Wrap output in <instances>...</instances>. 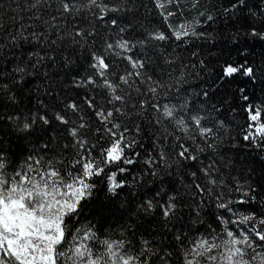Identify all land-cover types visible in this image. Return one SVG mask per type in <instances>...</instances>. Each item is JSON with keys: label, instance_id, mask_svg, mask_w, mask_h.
<instances>
[{"label": "trees", "instance_id": "16d2710c", "mask_svg": "<svg viewBox=\"0 0 264 264\" xmlns=\"http://www.w3.org/2000/svg\"><path fill=\"white\" fill-rule=\"evenodd\" d=\"M33 2L0 0V24L3 25L0 27V45L3 46L0 48V152L7 162L5 171L8 175L20 170L30 155L42 157L44 161L63 160L67 164L76 151L69 129L80 123L87 125L80 129V135L90 143H97L94 154H98L99 147H106V138L100 139L104 135V125L97 119L95 109L85 102L90 98L97 109L121 108L123 114L114 113L113 119L121 123L122 128L127 126L130 136L136 135V126L140 128L136 138L141 140L143 148L138 149L141 152L138 165L127 175L131 182L133 175H140L145 170L143 159L147 154L156 155L154 141L164 130L163 125L155 124L158 113L151 105L167 103L171 106L188 101L194 111L198 110L206 117L204 126L219 128L221 139L216 153L206 150L199 154L200 160L207 165L214 158L220 175L228 183L239 180L255 186L258 202L249 210L264 215V207L260 204L264 199V150L243 139L251 123L245 109L249 104L264 108V40L249 34L250 28L245 26L243 18L248 16L249 23L258 31H264L261 28L264 15H260L264 0H247L248 8L239 10L233 8L237 0H177L167 4L164 10L158 9L154 0H102L110 6L125 9L109 13L103 21L92 14L98 9H92V13L86 9L79 14H69L62 12L61 0H41L35 8L31 7ZM248 9L256 15L252 16ZM162 11L174 15L165 21ZM209 16L213 19L208 20ZM113 18L117 19V26L110 24ZM169 25L172 29L186 25L203 35L185 38L186 43L176 41ZM120 27L125 31L120 32ZM80 29L92 31L93 35L85 42L75 36ZM157 30L169 39L149 41L143 46L137 43ZM121 38L136 45L126 55L146 61L145 75L152 76L160 87L156 94L148 93V85L132 77L136 83L129 88L119 80L120 76L133 71L128 61L107 54L106 60L111 65L108 78L117 86L115 94L125 98L123 102L113 100L109 103L112 93L99 86L102 80L94 76L92 53L105 54V42L115 43ZM244 60L256 69L254 79L241 74L231 80H220L221 65L225 62L239 64ZM17 67H23L25 72H15ZM89 76L96 80V85L76 86ZM136 87L139 92L135 91ZM241 88L243 95L249 97L248 101L241 99ZM204 92L208 93L207 97ZM142 101L147 102L144 107H141ZM70 103H76L79 110L68 109L66 106ZM58 112L70 123L65 125L57 121L55 115ZM33 116L37 122L32 128L20 131L25 120L30 122ZM40 116H46L49 123L43 124ZM261 119L264 121V114ZM219 122H223V127ZM164 125H168L169 132H175L168 121H164ZM175 135L183 134L175 132ZM184 142L191 144V141ZM198 143L203 144V141L198 139ZM164 150L170 156L174 154L172 137L164 143ZM57 166L63 170L64 165ZM172 171V177L164 176L163 184L158 177L144 175L143 181L118 190L116 195L109 193L106 182L98 179L93 196L85 202L74 224L94 225L100 238L131 241L133 252L140 248L141 238L148 239L159 253L151 257V264H182V249L177 246L175 236L188 233L194 237L204 233L211 218L205 217L204 225L193 224L189 218L190 203L180 184L181 176L185 183H190V177L184 169ZM161 186L165 191L158 198L160 202L167 194L175 193L181 205L178 218L170 223L163 220L158 207L149 213L140 207L146 199L153 198ZM94 247L102 250L98 243ZM165 252H170L171 256L161 260L159 257Z\"/></svg>", "mask_w": 264, "mask_h": 264}, {"label": "snow or ice", "instance_id": "6c2138e0", "mask_svg": "<svg viewBox=\"0 0 264 264\" xmlns=\"http://www.w3.org/2000/svg\"><path fill=\"white\" fill-rule=\"evenodd\" d=\"M174 2L177 0H154L156 7L161 10ZM40 3L41 0H34L31 7L35 8ZM61 8L63 13L69 14H79L86 9L92 13V9H98V12L92 14L101 21L109 13L125 10L103 3L102 0H84L83 3L78 0H61ZM233 8H248L247 0H237ZM248 11L252 16L256 15L252 9ZM161 15L167 21L174 13L162 11ZM260 15H264V9L260 10ZM212 19L211 16L208 17V20ZM243 19L245 26L250 28L249 34L264 40V31H258L249 23L248 16ZM110 24L117 26V19L113 18ZM0 27L3 25L0 24ZM169 28L176 41L185 43V38L203 35L186 25H181L179 29H172L169 25ZM261 28H264V22L261 23ZM119 31L124 32L125 28L120 27ZM92 35V31L85 32L83 29L75 32V36L81 37L85 42ZM168 39L164 32L157 30L148 33L144 40L137 43L143 46L149 41L163 42ZM15 40L16 37L13 36L12 41ZM135 46L121 38L115 43L106 41L105 54L92 53L91 67L95 70L94 76L102 80L100 87L112 93L109 103L113 100L123 102L125 98L115 94L117 86L108 78L111 65L106 60L107 54L128 61L133 71L120 76L119 80L129 88L136 83L132 77L147 84L148 93L156 94L160 87L152 76L145 75L143 70L146 61L126 55ZM153 47L157 45L153 44ZM40 59L43 60L44 57ZM14 71L24 73L25 69L17 67ZM221 71V81L231 80L241 74L254 79L256 73V69L249 66L247 60L239 64L225 62L221 65ZM87 84L96 85V80L89 76L76 86L84 87ZM135 91L139 92V87ZM239 91L241 99L248 101L249 97L243 95L244 89ZM203 95L207 97L208 93L204 92ZM85 102L89 108L95 109L97 119L104 125V135L100 139L106 138L107 146L99 147L98 154H94L97 153V143H90L80 135V129L87 127L84 123L69 129V134L73 137L72 147L76 151L67 164L63 160L44 161L42 157L30 155L20 166V170L8 175L5 171L7 162L0 152V264H151V257L159 255L152 247V241L141 238L140 248L133 252L131 241L100 238L94 225L77 226L74 221L79 219L85 202L93 196L98 179L106 182L109 193L116 195L118 190L143 181L144 175L158 177L163 184L165 175L173 176V169H184L190 177V183H185L181 176L180 184L190 203L189 218L193 224L204 225V218H211V222L206 225V232L197 233L194 237L188 233H178L175 236L177 246L182 249V264H264V215H258L254 209L249 210L251 205L258 202L256 187L247 181L228 183L220 175L214 158L207 165L200 160L199 154L206 150L216 153L221 139L218 136L219 128L204 126L206 117L198 110L194 111L188 101L171 106L167 103L152 104L151 107L158 113L155 124L163 125L164 130L162 134L156 135L154 141L156 155L149 152L143 159L145 170L140 175H133L129 182L127 175L131 173L133 166L138 165L141 158L138 149L143 148L141 140L136 138L140 133L139 126H136V135L130 136L128 127L122 128L121 123L114 122L113 119L114 113L123 114L121 108L97 109L92 99L86 98ZM145 103L147 102L142 101L141 107ZM66 107L73 112L79 110L76 103H70ZM245 111L248 112L251 123L248 124L243 139L264 150V121L261 119L264 108L249 104ZM55 119L61 124L70 123L59 112ZM39 120L45 125L49 123L46 116H40ZM164 121H168L175 132L183 135L169 132ZM36 122L37 118L33 116L30 122L25 120L19 130L29 131ZM219 126L223 127V122H219ZM96 131L100 132V129ZM169 137L173 140L174 154L171 156L164 150V143ZM198 139L203 144L198 143ZM185 140L191 141V144H186ZM57 165H64L63 170ZM164 191L161 186L153 194V198L146 199L140 207L145 213L153 212L158 207L163 220L170 223L178 218L181 205L175 193L167 194L166 199L160 202L158 198ZM260 204L264 207V199L260 200ZM97 243L102 250L94 247ZM166 256H171V253L165 252L159 258L164 260Z\"/></svg>", "mask_w": 264, "mask_h": 264}]
</instances>
